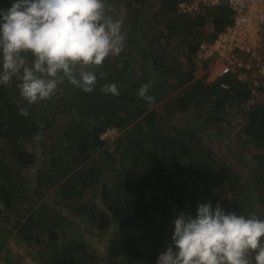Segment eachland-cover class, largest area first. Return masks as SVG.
Segmentation results:
<instances>
[{"label":"trees","instance_id":"16d2710c","mask_svg":"<svg viewBox=\"0 0 264 264\" xmlns=\"http://www.w3.org/2000/svg\"><path fill=\"white\" fill-rule=\"evenodd\" d=\"M178 2L156 0L149 10L145 0H107L111 15L127 10V41L119 56L93 69L97 83L92 93L65 81L50 100L31 105L23 117L19 109L27 105L17 81L0 85V220L16 230L39 264H100L80 236L66 233L70 216L97 231L106 230L112 217L120 218L115 233L125 264H156L180 212L195 216L198 204L211 202L213 208L219 203L226 212L242 214L241 174L219 147L233 128L216 135L209 129L233 113L239 117L236 138L241 146L253 147L247 193L264 215V90L254 96L230 77L196 76L197 44L227 26L231 12L218 5L189 15L177 12ZM13 3L0 0V9ZM146 11L153 22L140 19ZM207 23L209 34L202 30ZM222 80L228 88L220 86ZM112 83L119 96L100 91ZM144 84L151 85V105L138 96ZM188 112L194 118L183 126L176 116ZM109 127L119 134L107 145L100 136ZM46 132L53 141L29 184L23 173L35 154L27 146ZM97 186L100 207L83 201ZM52 187L55 200L46 198ZM5 241L0 234V250Z\"/></svg>","mask_w":264,"mask_h":264},{"label":"clouds","instance_id":"9594fccd","mask_svg":"<svg viewBox=\"0 0 264 264\" xmlns=\"http://www.w3.org/2000/svg\"><path fill=\"white\" fill-rule=\"evenodd\" d=\"M110 12L107 0H14L0 9V85L17 81L27 105L19 109L21 116L28 117V107L38 101L50 100L65 81L94 91L93 69L119 56L127 41L123 19ZM150 87L138 90L149 105L155 102ZM100 91L120 95L115 83ZM156 264H264V219L226 212L219 203L198 204L195 216L180 212L174 218L171 242Z\"/></svg>","mask_w":264,"mask_h":264},{"label":"rangeland","instance_id":"374dc122","mask_svg":"<svg viewBox=\"0 0 264 264\" xmlns=\"http://www.w3.org/2000/svg\"><path fill=\"white\" fill-rule=\"evenodd\" d=\"M156 0H145L148 2L147 9L150 10V7L154 5ZM127 10L121 9L116 12L113 16L114 18L124 19L125 15H127ZM150 12H145L144 17H141V20H150L151 16ZM153 22V19H151ZM147 26V23L145 24ZM202 30L205 34H209L212 31V26L210 23H207ZM149 35H151V30H149ZM205 36V35H204ZM176 43L174 39L172 45ZM196 76H199L200 73L195 71ZM210 79V78H209ZM189 115H191L188 112ZM186 113H181L176 116L180 121H182L183 126L185 123H188V120H193L194 116H187ZM233 116L229 117L226 121H223L221 125H211L210 131L216 135L220 130V134H224L226 130H231L230 136L223 140L219 147L222 149V154L224 159L231 163L233 167H235L241 174L240 183L243 184L244 195L241 198V208L242 214L249 215L255 214L258 217L264 219V215L261 213V210L256 203H254L252 199V194H248V186H249V174L251 171V166L253 164V147L251 144L247 143L241 146L238 139L236 138L235 126L238 123L239 117L236 114H231ZM191 117V119H189ZM188 126V125H186ZM191 127V125L189 126ZM196 128V126H195ZM46 132L41 135L40 140L34 139L32 143L29 142L28 148L35 154V162L29 165L23 173L24 179L31 184L35 178L36 172L40 169V167L45 163L44 160L47 158V154L45 151L48 149V145L53 141ZM219 134V133H218ZM116 137L109 139L107 143L110 144ZM225 161V162H226ZM46 165V164H45ZM56 187H52L51 189L46 191V198L48 199H56ZM83 201L89 202L93 205H98L99 207L102 205L99 194V187L97 186L94 189L88 190L86 195L84 196ZM62 212L67 213V210L60 208ZM69 221L71 222L66 227V233L68 235L76 234L82 238L95 252L99 257L100 264H125V257L123 255V250L120 247V241L118 239V235L116 232L117 225L120 221L118 217H112L111 223L106 230L97 231L94 228L90 227V224H87L76 216H70ZM0 234H4L6 237V241L0 250V264H6L5 261L11 262V264H39L32 256H30V247L19 240L17 237L16 230L12 229L10 224H7L0 220ZM124 257V258H123Z\"/></svg>","mask_w":264,"mask_h":264},{"label":"built area","instance_id":"2783aa9c","mask_svg":"<svg viewBox=\"0 0 264 264\" xmlns=\"http://www.w3.org/2000/svg\"><path fill=\"white\" fill-rule=\"evenodd\" d=\"M218 5L231 12V20L214 37L197 44L193 53L197 72L206 80L230 77L256 96L257 90H264V0H179L177 12L195 15ZM220 86L228 88V81L222 80ZM118 134L116 127H109L100 137L109 140Z\"/></svg>","mask_w":264,"mask_h":264}]
</instances>
